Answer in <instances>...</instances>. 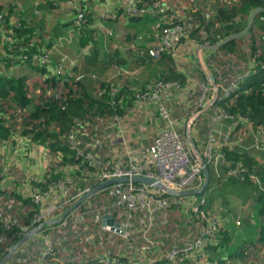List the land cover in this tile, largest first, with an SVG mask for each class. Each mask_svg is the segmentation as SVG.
Wrapping results in <instances>:
<instances>
[{"label":"trees","instance_id":"obj_1","mask_svg":"<svg viewBox=\"0 0 264 264\" xmlns=\"http://www.w3.org/2000/svg\"><path fill=\"white\" fill-rule=\"evenodd\" d=\"M151 1L136 0L139 4L149 5ZM164 1H166L168 10L173 11L178 21L189 25L188 36L182 39H193L197 44L206 38L210 43L220 41L228 34L241 29L246 24L249 12L254 7H264V0ZM46 2L47 4L42 3L39 6L44 4L52 6L51 0H46ZM16 6L12 3L10 7L8 6L5 15L6 23H9L8 17ZM16 9H20V7H16ZM207 11H209L208 14H206ZM87 15L89 14L85 9L84 18H87ZM261 15L264 17L263 11L255 15L254 21L246 33L231 39L217 49L202 51V56L208 53V60L205 58L206 65L215 77L220 95L211 107L192 120L191 126L195 127L196 123L200 124L201 133L206 134L214 106L217 105L233 116L227 118L228 120L231 121L236 117L240 119L230 136V139L235 142L221 145L224 158L219 159V163L214 165L205 159L209 179L202 191L194 195L163 193L165 196H172L174 201L184 198L183 202H178L180 205L189 203L190 214L186 213L190 218L189 221L201 220L197 233L200 232L201 227H205L206 221L193 214L190 202H195L206 214H211V206L217 209L220 205L227 208L232 199H239L241 202L248 199V204L253 201L254 213H252L255 215V222L243 226V228L256 226L253 239L248 236L249 238L242 237L239 241H234L236 235L232 231L233 229L226 224L223 215L216 214L218 225L212 233L206 235L202 250L194 251L184 259H168L166 257V253L179 243L170 245L164 255L156 260L145 257L143 261H140V256H137L135 252L137 246L130 245L133 249L123 247L122 250H119L120 246H117L116 243L117 249L111 251L107 244L113 242L115 238L121 243L124 241V244L130 240L127 234L123 236L120 232L103 227L102 215L108 211L114 216L117 214L116 217L123 223V220L127 221L129 217H134L137 212L144 216L145 211L128 210L123 205H116L114 200L112 205L116 210L111 209L110 205L101 200L102 195L107 194L106 187H104L74 208L83 213L79 221L69 216L70 218L68 217L64 224L61 223L62 219L59 222L47 224L40 230L51 240L50 242L52 239L47 236L49 229L54 225L52 228L55 231L58 230L61 236L60 240L53 236L56 240L53 241L54 243L52 242V247L39 254L36 252L30 254V249L28 251L22 245L7 262L20 264V258L24 257L27 260V255L30 254L35 257L33 261L41 256L46 264H107L105 259L109 256L116 258V264H147L151 260L154 264H264V262L259 263L258 259L261 252L264 256V149H246L237 142L245 127V122H243L245 117L252 122L254 132L258 130V126L264 129V19H260ZM17 18L20 25L11 24L8 28L12 27L14 36L18 37L17 40L21 42L31 32H28L30 30L26 25L27 20L19 16ZM131 18L135 19L139 16ZM87 21H89V17L87 20L84 19L80 25L79 34L82 36L80 44L85 45L87 42H91L90 49L85 56H82L80 64L67 70L69 73L60 76L57 74L47 75L45 74L46 65L29 63L26 65L36 72V75L30 80H27L28 77L25 74L0 73V145L5 143L4 141L10 138L11 134L17 133L24 135L28 141L43 144L57 158L50 162L49 169L41 180L40 190L46 189L52 181L58 178L71 176L73 184L71 192L75 197L95 184L91 178L94 176V171L99 169L96 164L92 165L85 158V154L90 153L99 158V152L105 148L109 140L110 128L117 127L118 120L128 109L126 106L136 104V90L143 91L158 79L178 81L181 85L185 78L184 73L175 68L172 49H168L156 59L164 57L168 61L169 73L149 78L141 88L136 87L132 89L133 91L126 84H116L109 77L106 78L104 74L108 68L124 65L126 59L121 57L119 49H108L102 46V50H100L101 47H99L97 39L93 38V28L86 24ZM204 30L207 33L206 36L202 35ZM107 36L106 40L111 42L113 35ZM128 50L140 51L135 54L140 58L134 56L131 59L134 63H148L155 59L150 55L147 47L146 49L133 50L131 48ZM252 58L256 60L254 66H250ZM194 59L197 63L198 74L207 82L195 56ZM238 73H245V77L237 81V88L234 91L222 96L223 86L227 85ZM189 108L192 110V103ZM248 140L249 136L245 138V141ZM228 169H237V172L229 174L227 173ZM251 175H256L258 181ZM10 194L12 195L10 196ZM200 198H203L204 202H199ZM172 199L168 207L175 206ZM20 204L24 207L22 213L18 209ZM0 207L6 215L16 218L18 221L8 228L0 224V234L5 237L4 241L0 242L1 259L8 248L22 235L23 228L32 220L38 209V204L32 201L29 194L24 196L12 190L0 188ZM90 224L92 225L89 226L90 231H88ZM97 228H100L105 234V241L102 242V238L99 237V240H94L93 244L87 243L86 237H91L89 235H93L92 231ZM60 233H65V236ZM247 233L244 232V234ZM63 236L64 238H62ZM141 236L145 237V242L143 241L142 244L148 245L149 241H152L148 235L142 234ZM152 243L157 242L152 241ZM88 244L90 246H87ZM142 244L138 245L141 249ZM140 252L142 254L141 250ZM43 260H40L38 264H43ZM27 262L30 263L28 260Z\"/></svg>","mask_w":264,"mask_h":264},{"label":"built area","instance_id":"obj_2","mask_svg":"<svg viewBox=\"0 0 264 264\" xmlns=\"http://www.w3.org/2000/svg\"><path fill=\"white\" fill-rule=\"evenodd\" d=\"M40 0H36L38 3ZM46 1V0H44ZM53 5L60 2H65L74 10V16L70 20L68 31L75 33L78 36L81 22L84 21L85 9L88 1L79 0H51ZM7 6L4 7L0 0V73L11 74V69L15 63L20 64H38L48 66L52 60L54 51H59L61 54L59 60L53 67V73L57 75H63L67 72L65 60L67 59L65 53H62L60 47L63 43L69 42L67 35L61 34L54 37L51 41L47 42L39 34L26 35L23 41H18V37L14 36V31L9 25H20L17 15H9V23L5 22V15L7 14ZM209 11L206 12L208 14ZM127 17H140L151 16L154 17L153 28L156 30V36L152 42L147 46L150 55L153 58H158L164 51L168 49H174L176 45L181 42L186 36H188V24L180 22L176 19L173 11H169L164 0H152L151 4H139L136 0H122L119 13ZM102 15L105 17H111L114 15L112 10H103ZM102 16V17H103ZM260 19H264L263 15ZM106 35H112L113 30L107 27L105 30ZM202 35L206 36V31H202ZM141 35H137L140 37ZM204 43H210L206 38ZM134 47L136 43L131 41L129 44ZM256 64L255 58L251 59L250 66ZM248 70V69H247ZM245 77V73H238L233 79L224 85L221 90V95L225 96L231 91L237 88V81ZM180 87L178 81H168L158 79L148 85V88L141 91L136 90V104L141 106L145 100H156L157 111L161 118L165 121V126L157 133L152 142L149 144L146 150L147 158L142 162H130L127 166H109L103 164L98 172H94V175L99 176L101 180L108 177H116L121 175L132 174H144L160 179L164 184L172 187L173 189L180 191L184 189H193L199 187L202 181V167L199 163L198 157L192 153L191 149L186 144L185 138L177 128V120L171 114L168 106L161 100L164 93L175 90ZM211 91L210 98L213 94V89L210 84L203 83L200 87V91L196 99L193 100L192 114L200 110L204 104L210 100L209 92ZM220 93L218 94L219 98ZM233 117L227 113L221 107L215 105L209 123V128L206 133L205 148L202 151L204 159L211 161L214 165L219 163V159L224 158V152L216 149L213 146L215 138L221 137L222 144L233 143L235 141L230 139L232 131L236 125H238L240 119L237 117L231 121L227 118ZM229 122L228 129L221 131L217 125L222 121ZM242 121V120H241ZM245 127L242 129L237 142H239L246 149H264V129L258 126L257 131H253L252 122L245 117L243 119ZM239 131V130H238ZM249 136V140L245 141V138ZM221 144V145H222ZM85 158L92 163V165L98 164V160L92 154H85ZM205 160V161H206ZM1 167V166H0ZM237 169H228L227 173H236ZM253 179L257 180L256 175H251ZM73 188L72 177L65 176L52 181L48 187L44 190H40L39 187H33L29 196L32 201L38 204V209L34 213L31 222L26 225L24 231L35 226V223H39L44 219L53 218L52 215L56 211H63L70 203L76 198L71 190ZM53 190H57L59 198L55 201L44 203V198L51 195ZM107 194L114 198L116 205H123L128 210L145 211L149 214L166 209L171 201L170 196H165L163 191L149 186L141 182H115L106 187ZM170 198V199H169ZM184 201V198L181 202ZM199 202H204L203 198H200ZM10 203V202H8ZM10 205V204H9ZM190 208L194 215L202 217L206 221L205 227L198 232L197 235L191 239L185 240L178 245H174L167 253L168 259H184L191 255L194 251L202 250L206 235H209L216 229L218 218L217 215L206 214L202 209L198 207L195 202H190ZM236 222L239 223L236 218ZM14 223H18L16 218H12L6 215L0 207V224L5 228L12 226ZM123 224V223H122ZM121 227V222H120ZM121 232L120 228L119 231ZM5 237L0 234V242L4 241ZM43 260V257H41ZM107 264H116L115 257L109 256L105 259ZM20 264H28L26 258H20ZM43 264L46 262L43 260ZM2 264H13L12 262L5 261ZM147 264H154L153 260Z\"/></svg>","mask_w":264,"mask_h":264},{"label":"crops","instance_id":"obj_3","mask_svg":"<svg viewBox=\"0 0 264 264\" xmlns=\"http://www.w3.org/2000/svg\"><path fill=\"white\" fill-rule=\"evenodd\" d=\"M1 1L3 5L6 4L7 9L8 6L10 7L11 3L12 5H17V8L20 7V9H16L15 7L11 14H18L17 16L20 18L23 17V19L27 20L26 25L30 30L28 32H31L27 35L37 33L47 42L61 34L72 38V41L69 39V42L63 43L60 47L61 52L65 53L67 56V59L65 60L67 69L80 64L82 56H85V54L88 53L91 42L81 45L80 37L82 36H80L79 33L77 36L75 33L68 31L70 20L74 16V10L67 3L60 2L56 5L52 4V6H48L46 5L47 2L44 0H40L38 3H35L36 0H23V2H21V0ZM42 3L46 4L39 6ZM121 5L122 0H88L86 9L89 14L87 15L89 21H87L86 24L93 28V38L97 39V43L99 47H101L100 50H102V46L108 49H119L120 52H118L121 57L126 59V62L123 63L124 65L111 67L108 68V70L106 69L107 71L104 76L106 78L109 77L116 84L118 83V85L126 84L132 90L136 87L141 88L143 83L149 78L158 74L169 73V64L164 57L152 59L148 63H134L131 61L134 56L140 58L139 55H135L140 51L137 52L128 49H146L156 36L157 32L152 26L154 17L148 15L133 19L131 17L123 16L118 14ZM105 9L112 10L114 15L110 18L104 17L101 14ZM87 18H85V20H87ZM107 27H110L113 30L111 42L106 40L108 38L105 33ZM142 33H146L147 37H143V39L137 37V35H141ZM131 41L136 43L135 47L129 45ZM197 45L198 44L193 39H184L171 51L175 62V68L182 71L185 78L179 89L173 90L172 92H166L161 97V100L168 106L172 115L176 118L178 131L183 134L184 138L187 121L190 119V115H192L189 107L193 100L198 96L201 85L203 83L208 84V81L206 82L197 72V63L194 59ZM60 56L61 54L59 51H54L50 64L46 66L47 70L45 74H54L53 67L59 60ZM202 57L206 63L205 58L208 60V53ZM11 72L13 75L25 74V76L28 77L27 80H30V78L36 75V72L32 71L29 65L20 64L18 62L14 64ZM210 95L211 91L209 92V98ZM129 106H126L128 109L123 113L122 118L118 120L117 127L110 128L109 140L107 141L105 148L101 149V152H99V158L96 157L98 162H100L96 165L100 169L103 164L125 167L130 162L144 161L147 158V147L152 142L154 136L165 126V121L157 111L156 100H145L141 106ZM202 118L204 120V117ZM196 124L197 125H194L195 127L190 126V132L197 149L202 153L205 148L206 134L204 132L202 134L199 129L201 125L198 123ZM228 124L229 122L224 120L219 123L217 127L221 131H224L228 129ZM16 132L18 131L16 130ZM4 142L5 143L0 145V149L2 148L5 152L7 163L5 164V167H0V188L9 189L27 196L33 187H42L41 180L48 171L50 162L56 160L57 157H53L50 154V150L43 144L28 141L27 138L20 133L15 135L11 134L10 138ZM221 144V137L214 139L213 146L216 149H219ZM1 157L3 156L0 155V158ZM98 171L99 170H95L94 172ZM92 177L91 181L95 184L101 181L98 174ZM11 195L12 194H10V196ZM58 198L59 195L57 190H53L50 196L44 198L43 202L48 203L50 201H55ZM231 202L237 203L236 199H232ZM21 204L18 206L20 213L24 212V207ZM219 209L223 208L219 207ZM63 211H56L52 217H60ZM108 213L110 212L108 211ZM81 214L83 213L79 209H73L63 218L61 223L64 224L69 216L72 219L79 221ZM110 215L112 216L113 214L110 213ZM119 215H121V213H119ZM105 227L106 229H110L107 226ZM142 234L147 235L145 231H142ZM123 236H125V234ZM37 241L50 242L48 237H46L42 231H38L22 245L29 251V249L32 248V245ZM140 250L142 251V254ZM135 252L137 256H140V261H143L145 257L156 260L158 257L164 255L163 249H161L157 243H152V241H149L148 245L142 244V249L141 247H137ZM40 260L41 256H39L38 259L31 261L29 264H38Z\"/></svg>","mask_w":264,"mask_h":264},{"label":"rangeland","instance_id":"obj_4","mask_svg":"<svg viewBox=\"0 0 264 264\" xmlns=\"http://www.w3.org/2000/svg\"><path fill=\"white\" fill-rule=\"evenodd\" d=\"M14 1H16V0H14ZM143 37H147V34L142 33L140 36V39H143ZM50 154L53 157H56V155L53 154L51 151H50ZM0 155L4 157V158L3 157L0 158V166L5 167V164L7 162H6L5 152L2 150V148L0 149ZM39 164H40V162H39ZM170 198L172 199V196H170ZM232 198H234V197H232ZM182 199L183 198H180L178 201H174V199H172V202L175 203L174 204L175 206L168 207L166 209H161V211H158L156 213L149 214L148 212H145V215L143 216L140 212H137L134 215V217H132V218L129 217V219L127 221L123 220L122 221L123 224L121 223V227H119L120 230L122 231V232H120V234L121 235H122V233H123V235L127 234L130 241H128L127 244L126 243L124 244V241L121 243L120 240H117V238H115L113 240V242L107 241V242H109L107 244L109 246V249L111 251L117 249V247H115L116 243H117V246H120L119 250H122L123 247L125 249H130V248H132L131 246H137L138 247V245L142 244V242L144 241V238H142V236H141L142 231L143 232L145 231V233L151 237L152 241L157 242V244L161 247V249H163L164 252L172 244H178V243H181L185 240L191 239L195 235V233H197V228L199 227L201 220L199 219L197 221L196 220L189 221L190 218H188V215H186L187 212L190 214V212L188 211L189 203L180 205L178 202L182 201ZM101 200H103L108 205H110L111 209L112 208L115 209L114 205H112V201L114 200L113 197L109 196L108 194H104V195H102ZM236 201H237V203L230 202L227 205V208L225 206L220 205V207L223 209H217L216 207L211 206V210H212L211 215H215V214L223 215V219L225 218L226 224L233 229L232 231L236 235L234 241L237 242L242 237H248V236L253 239L255 237L254 231H256V226L253 225V226H249L247 228L246 227L243 228V226L249 225L248 223H254L255 222L254 221L255 215L253 214L254 208L252 206V203L254 205V202L252 201V203L248 204V202H247L248 199L245 202H241L239 199H236ZM116 215L117 214H115V216L114 215H112V216H114V218L117 220L118 217H116ZM150 216H151V218H149ZM246 216H248V217L245 218ZM236 218L238 219V221H240L239 223L236 222ZM119 221L121 222V220H119ZM37 224L38 223H35V225H37ZM91 225L92 224L88 225V231H90L89 226H91ZM49 230L50 231H48L47 236L51 237L52 242L56 240L53 236H55L58 240H60L59 238L61 236L59 235L58 230L55 231L54 228H50ZM245 231L248 233L244 234ZM92 233H93V235L92 234L89 235L91 237H88V236L86 237L87 243L93 244L94 240H99V237L102 238V242L105 241V234H103V232L100 230V228L94 229L92 231ZM60 234L65 236V233H60ZM64 236L62 238H64ZM49 241H51V240H49ZM52 242L37 241L32 245V248L30 249L29 252H30V254L31 253L35 254V252L37 254H39L41 251H44L45 249L52 247ZM120 243H121V245H120ZM57 244H59V243H57ZM89 244L87 246H90ZM30 254L27 255V260L29 262L33 261V259L35 258L34 256H32ZM262 254H263V252H261L260 256H258V259L260 260L259 263L264 262V256H262Z\"/></svg>","mask_w":264,"mask_h":264},{"label":"water","instance_id":"obj_5","mask_svg":"<svg viewBox=\"0 0 264 264\" xmlns=\"http://www.w3.org/2000/svg\"><path fill=\"white\" fill-rule=\"evenodd\" d=\"M260 11L264 12V7L262 6H256L254 7L248 15L246 24L239 30L234 31L227 36H225L223 39L220 41L214 42V43H204L200 42L198 43L196 49H195V58L199 64V68L204 74L205 79L208 81L210 86L213 89V94L210 100L204 104L200 110H198L196 113L190 115V119L187 121L186 124V131H185V140L188 145V147L191 149L192 153L195 154L198 159L199 163L202 167V172H203V181L197 188L193 189H184L177 191L173 189L172 187L164 184L160 179L149 176V175H144V174H132V175H121V176H116V177H108L106 179H103L99 181L98 183L88 187L85 189L81 194H79L71 203L70 205L64 209L62 215L60 217H54V218H49V219H44L41 222H39L37 225L33 226L32 228L27 229L22 233V235L8 248L7 252L2 256L0 259V264L4 263L7 261L10 256L25 242L27 241L31 236L36 234L38 231H40L45 225L47 224H52L59 222L61 219H63L68 213H70L80 202L85 200L87 197H89L91 194L95 193L96 191L103 189L104 187H107L108 185L115 183V182H141L145 183L149 186H152L154 188H157L164 193H167L169 195H194L195 193H198L202 191V189L205 187V185L208 183L209 179V171L207 168L206 161L203 157V155L199 152V150L196 147L195 141L191 135L190 132V126L192 123V120L197 117L198 115L202 114L205 112L211 105L214 104L216 101L218 94H219V86L216 83L214 75L211 73V71L208 69L206 63L204 62V59L202 57V51L205 49H210L214 50L217 49L218 47L222 46L226 42L230 41L231 39L240 36L244 33H246L252 22L254 21L255 15L258 14ZM101 222L104 226H107L108 228L114 230V231H119L120 227V222L116 220L113 216L110 215V213L106 212L102 215ZM122 232V231H121Z\"/></svg>","mask_w":264,"mask_h":264}]
</instances>
